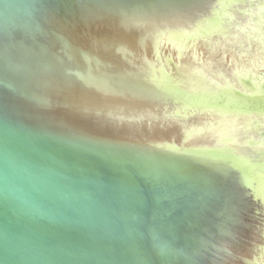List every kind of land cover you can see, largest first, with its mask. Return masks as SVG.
<instances>
[{
	"label": "water",
	"instance_id": "95a60500",
	"mask_svg": "<svg viewBox=\"0 0 264 264\" xmlns=\"http://www.w3.org/2000/svg\"><path fill=\"white\" fill-rule=\"evenodd\" d=\"M138 1L0 0V264H264V209L249 177L121 141L61 90L87 82L58 58L66 42L55 28Z\"/></svg>",
	"mask_w": 264,
	"mask_h": 264
},
{
	"label": "bare ground",
	"instance_id": "6f19581e",
	"mask_svg": "<svg viewBox=\"0 0 264 264\" xmlns=\"http://www.w3.org/2000/svg\"><path fill=\"white\" fill-rule=\"evenodd\" d=\"M215 1L139 0L135 9L58 25L66 42L58 58L87 82L59 85L121 141L231 166L249 177L264 209V0ZM131 84L163 88L171 98L140 95ZM223 135L231 139L217 144ZM240 248L234 255L250 253Z\"/></svg>",
	"mask_w": 264,
	"mask_h": 264
},
{
	"label": "rangeland",
	"instance_id": "374dc122",
	"mask_svg": "<svg viewBox=\"0 0 264 264\" xmlns=\"http://www.w3.org/2000/svg\"><path fill=\"white\" fill-rule=\"evenodd\" d=\"M258 74H260L261 77H264V69H260V71L258 72ZM206 77H208V75H207ZM245 83L248 84L249 87L252 86V85H251V82H249L248 80H245ZM262 88H264V85H263ZM235 95H237V94H235ZM237 96H240V95H237ZM241 98H242V97H241ZM243 98H244V97H243ZM225 138H227V139H231V138L228 137L227 135H223L222 137L219 136V137H218L217 139H215L214 141H216V143L219 144V145H224V144H226V142H221V140H222V139H225ZM228 142H229V141H228Z\"/></svg>",
	"mask_w": 264,
	"mask_h": 264
}]
</instances>
